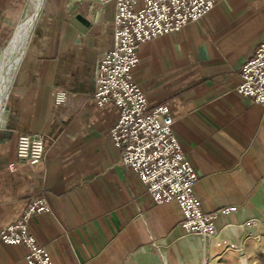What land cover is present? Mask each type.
I'll return each mask as SVG.
<instances>
[{"label":"crops","instance_id":"obj_1","mask_svg":"<svg viewBox=\"0 0 264 264\" xmlns=\"http://www.w3.org/2000/svg\"><path fill=\"white\" fill-rule=\"evenodd\" d=\"M27 3L0 0V51ZM115 15V0L42 1L0 122V230L44 191L52 210L35 216L31 230L54 264L221 258L233 226L264 221V106L236 89L264 40V0H217L199 20L143 42L133 69L149 109L171 108L199 174L195 192L205 211H219L214 239L187 233L179 206L155 203L121 161L110 135L119 108L93 97L98 63L114 45ZM57 89L67 91L63 102ZM32 131L45 133L39 163L16 155L19 133ZM27 250L0 238V264H27Z\"/></svg>","mask_w":264,"mask_h":264},{"label":"built area","instance_id":"obj_2","mask_svg":"<svg viewBox=\"0 0 264 264\" xmlns=\"http://www.w3.org/2000/svg\"><path fill=\"white\" fill-rule=\"evenodd\" d=\"M115 1L114 45L103 53L98 63L93 97L99 105L113 103L119 108V115L110 128L111 138L120 151L122 163L145 183L152 200L176 203L187 233L213 237L218 233L219 211H205L195 192L199 174L175 133L171 108L160 104L149 109L147 95L133 78V69L139 63L143 42L199 20L215 7L217 0H142V5H138L140 0ZM239 74L237 91L264 106V40L242 65ZM66 94V90L57 89L56 100L63 102ZM44 138L43 131L19 133L17 157L31 163L42 161ZM9 167L15 169V162ZM236 209L232 205L221 212L227 214ZM51 210L48 195L39 192L30 198L15 221L0 230L4 243L27 246V264H54L46 246L31 230L34 217Z\"/></svg>","mask_w":264,"mask_h":264},{"label":"rangeland","instance_id":"obj_3","mask_svg":"<svg viewBox=\"0 0 264 264\" xmlns=\"http://www.w3.org/2000/svg\"><path fill=\"white\" fill-rule=\"evenodd\" d=\"M18 23H15L11 34L8 40L3 44L0 53L13 36ZM2 76L6 77L4 71ZM6 104L0 113L1 119L5 113ZM216 236L212 239L216 238ZM226 244L228 245L225 248L226 253L223 254L221 258H210L208 261H205L202 257H197L195 259V264H264V221L261 222L258 219H254L243 225L233 226L231 229V239Z\"/></svg>","mask_w":264,"mask_h":264},{"label":"bare ground","instance_id":"obj_4","mask_svg":"<svg viewBox=\"0 0 264 264\" xmlns=\"http://www.w3.org/2000/svg\"><path fill=\"white\" fill-rule=\"evenodd\" d=\"M42 1L43 0H28L24 16L17 24L14 34L8 44L0 53V113L6 104L13 73L27 46ZM3 71L6 73V77L2 76Z\"/></svg>","mask_w":264,"mask_h":264},{"label":"water","instance_id":"obj_5","mask_svg":"<svg viewBox=\"0 0 264 264\" xmlns=\"http://www.w3.org/2000/svg\"><path fill=\"white\" fill-rule=\"evenodd\" d=\"M40 12V11H39ZM38 15H39V13H38ZM38 17V16H37Z\"/></svg>","mask_w":264,"mask_h":264}]
</instances>
